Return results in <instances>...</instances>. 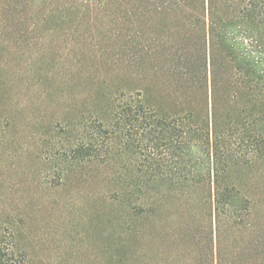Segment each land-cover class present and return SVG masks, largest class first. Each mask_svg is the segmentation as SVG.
I'll return each instance as SVG.
<instances>
[{
	"label": "trees",
	"instance_id": "1",
	"mask_svg": "<svg viewBox=\"0 0 264 264\" xmlns=\"http://www.w3.org/2000/svg\"><path fill=\"white\" fill-rule=\"evenodd\" d=\"M0 52V158L45 142L54 187L82 170L120 264H264L233 177L264 166V0H0ZM3 188L0 264H31L34 197Z\"/></svg>",
	"mask_w": 264,
	"mask_h": 264
},
{
	"label": "rangeland",
	"instance_id": "2",
	"mask_svg": "<svg viewBox=\"0 0 264 264\" xmlns=\"http://www.w3.org/2000/svg\"><path fill=\"white\" fill-rule=\"evenodd\" d=\"M19 135L14 133L13 138L17 140ZM18 143L2 148L0 184L4 186L1 191L34 197L28 205L33 209L27 211L32 222L20 239L30 251L31 264H120L117 258L127 257V250L118 253L116 228L82 226V170L71 173L66 185L54 187L60 171L46 155L38 157L46 149L45 142L29 145L30 153L21 151ZM233 177L244 179L245 190L258 196V227L264 230V166L233 173ZM38 204H44L42 211Z\"/></svg>",
	"mask_w": 264,
	"mask_h": 264
}]
</instances>
